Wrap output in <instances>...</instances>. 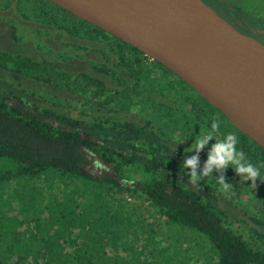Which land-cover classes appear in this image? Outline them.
Listing matches in <instances>:
<instances>
[{
  "label": "trees",
  "instance_id": "trees-1",
  "mask_svg": "<svg viewBox=\"0 0 264 264\" xmlns=\"http://www.w3.org/2000/svg\"><path fill=\"white\" fill-rule=\"evenodd\" d=\"M38 2L94 26L48 0ZM94 29L107 33L97 26ZM69 31L73 32V28ZM113 37L120 44V53L131 50L138 64L143 56L150 61L149 65H158L177 76L160 62ZM120 55L121 60L112 66L103 62L94 65L99 73L110 75L112 83V75L118 74L115 67H121L125 61ZM0 71L40 85L53 84L54 79H62L61 84L66 88L74 83L63 65L13 54L1 44ZM99 78L87 77L89 86L94 88L93 97L102 100L98 103V109L102 110L118 90ZM204 101L215 111V116L216 111L221 115L209 121L210 136L206 143L211 145L212 135H218L216 132L221 136L217 150L198 143L197 149L201 151L198 152L168 145L154 118L141 124L136 120L99 117L84 126L52 107L30 104L14 88L5 87L0 92V159L5 162L0 170V182L45 178L50 196L41 192V200L32 203L33 207L40 206L37 238L35 235L29 241L19 239L15 218L6 213L0 217V264H23L28 259L32 264H139V258H129L121 250L128 247L130 237L138 234L130 217L123 216L126 211L130 213L126 207L129 204L118 197L123 195L143 197L169 222L204 238L213 264H264V250L235 227L216 201L178 173L184 170L203 175L208 188L250 184L257 187L264 201V148ZM92 157L103 165L101 172L90 170ZM131 168L140 171L138 176L129 174ZM115 200L119 205L113 203ZM259 209L263 217L264 207ZM5 211L0 206V212ZM261 220L264 221L262 218L257 221Z\"/></svg>",
  "mask_w": 264,
  "mask_h": 264
},
{
  "label": "rangeland",
  "instance_id": "rangeland-1",
  "mask_svg": "<svg viewBox=\"0 0 264 264\" xmlns=\"http://www.w3.org/2000/svg\"><path fill=\"white\" fill-rule=\"evenodd\" d=\"M38 1L0 0V44L4 50L13 54L63 65L74 83L66 88L61 84L62 79H54L53 84L40 85L0 71V92L5 87L14 88L28 103L52 107L84 126L99 117L136 120L141 124L151 117L154 118L156 127H159L160 135L174 149L197 151V144L203 143L207 149L211 146L212 151L217 150L220 133L212 135L211 145L206 142L210 136L209 121L213 122L215 118H221V115L216 111L215 116V111L207 106L204 98L178 75H171L158 65H149L150 61L143 56L140 57L142 62L138 64L131 50L120 53L119 42L109 33L103 34L94 29V26L85 25L59 12L54 6ZM218 1L229 8L238 7L231 9L234 15L225 9L222 11L239 25L250 28L252 35L264 36V0ZM215 11L228 21L222 11ZM258 24L262 27L257 26ZM70 28H73V32L69 31ZM120 54L125 61L121 67H115L118 74L112 75V83L111 76L99 73L94 65L103 62L112 66L113 62L121 60ZM120 75L127 81L121 80ZM88 76L101 77L99 79L108 86L117 87L118 92L110 96L105 109H98L101 98L93 97L94 88L89 86ZM114 97L121 98L122 101L118 102ZM140 148L147 150L145 147ZM92 158L90 170L94 173L101 172L103 165L98 159ZM4 163L0 159V170ZM139 172L131 168L129 174L138 176ZM178 173L186 182L216 201L235 227L246 238L251 239L254 245L264 250V221H257L260 218L264 220L260 213L262 210L259 209L260 206L264 207V201L261 200L257 187L246 184L208 188L205 176L184 170ZM47 184L45 178L0 182V206L7 210L0 212V217L3 218L6 213L15 218L14 222L18 224L20 231L16 237L19 239L26 238L29 241L35 235L36 238L40 236L36 229L40 206L35 204L36 207H33L32 203L41 200V192L46 197L50 196ZM118 197L124 204H129L126 207L130 213L126 211L123 216L130 217V221L134 223L133 228L138 233L127 240L128 247L120 246L126 256L135 258L134 260L139 258V264L214 263L204 238L169 222L164 214L153 209L143 197ZM113 203L119 205L116 200ZM44 214H47V210ZM32 230L35 233L33 235ZM5 245H8L7 242ZM32 262L28 259L23 264Z\"/></svg>",
  "mask_w": 264,
  "mask_h": 264
},
{
  "label": "water",
  "instance_id": "water-1",
  "mask_svg": "<svg viewBox=\"0 0 264 264\" xmlns=\"http://www.w3.org/2000/svg\"><path fill=\"white\" fill-rule=\"evenodd\" d=\"M130 44L175 72L264 148V44L239 31L203 0L177 13L150 0H48ZM210 42L232 47L220 68L197 51Z\"/></svg>",
  "mask_w": 264,
  "mask_h": 264
},
{
  "label": "bare ground",
  "instance_id": "bare-ground-1",
  "mask_svg": "<svg viewBox=\"0 0 264 264\" xmlns=\"http://www.w3.org/2000/svg\"><path fill=\"white\" fill-rule=\"evenodd\" d=\"M156 6H165L177 13L197 11L204 8L201 0H150ZM197 51L210 57L220 68L229 66L233 62L232 47L220 42H210L201 46Z\"/></svg>",
  "mask_w": 264,
  "mask_h": 264
},
{
  "label": "flooded vegetation",
  "instance_id": "flooded-vegetation-1",
  "mask_svg": "<svg viewBox=\"0 0 264 264\" xmlns=\"http://www.w3.org/2000/svg\"><path fill=\"white\" fill-rule=\"evenodd\" d=\"M212 8H214L215 10H217V11H222L223 9H225V10H227L228 11V13H230V14H232V15H234V13H233V11L231 10L232 8H235V9H238V7H235V6H232V7H226L224 4H222L221 2H219L218 0H205ZM243 13H245V12H243ZM222 15L224 16V17H226L227 19H228V21L231 23V24H233L239 31H241L242 33H244V34H247V35H251V36H253V37H255L256 39H258V40H260L263 44H264V36L263 35H252V33H251V30H250V28H247L245 25L244 26H241V25H239L237 22H235L233 19H231L230 17H229V14L228 15H226L225 13H223V11H222ZM247 17H248V15H247ZM250 19V18H249ZM250 21H252L253 22V20L252 19H250ZM254 23V22H253ZM256 23V22H255ZM257 24V23H256ZM257 26H259V27H262V25H260V24H258Z\"/></svg>",
  "mask_w": 264,
  "mask_h": 264
}]
</instances>
